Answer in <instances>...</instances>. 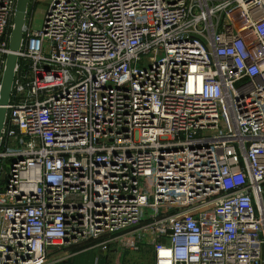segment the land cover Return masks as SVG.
I'll use <instances>...</instances> for the list:
<instances>
[{
  "label": "built area",
  "instance_id": "2783aa9c",
  "mask_svg": "<svg viewBox=\"0 0 264 264\" xmlns=\"http://www.w3.org/2000/svg\"><path fill=\"white\" fill-rule=\"evenodd\" d=\"M16 55L0 264H264V0H52Z\"/></svg>",
  "mask_w": 264,
  "mask_h": 264
},
{
  "label": "rangeland",
  "instance_id": "374dc122",
  "mask_svg": "<svg viewBox=\"0 0 264 264\" xmlns=\"http://www.w3.org/2000/svg\"><path fill=\"white\" fill-rule=\"evenodd\" d=\"M51 2L52 0H33V3L28 5L25 23L32 31L42 30ZM49 262L50 264H153V254L151 248L147 246H142L137 253L122 252L115 248L106 254H102L99 250H90L78 255L66 248H58L49 252Z\"/></svg>",
  "mask_w": 264,
  "mask_h": 264
},
{
  "label": "water",
  "instance_id": "95a60500",
  "mask_svg": "<svg viewBox=\"0 0 264 264\" xmlns=\"http://www.w3.org/2000/svg\"><path fill=\"white\" fill-rule=\"evenodd\" d=\"M30 2L31 0H17L16 12L13 18V29L9 39L10 54L6 57L0 83V138L14 80V71L18 61L16 53L20 49L25 28V12Z\"/></svg>",
  "mask_w": 264,
  "mask_h": 264
}]
</instances>
